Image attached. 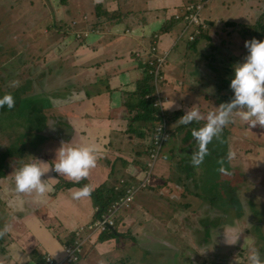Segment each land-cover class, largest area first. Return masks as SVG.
<instances>
[{"label": "crops", "instance_id": "1", "mask_svg": "<svg viewBox=\"0 0 264 264\" xmlns=\"http://www.w3.org/2000/svg\"><path fill=\"white\" fill-rule=\"evenodd\" d=\"M208 1L203 0L201 14L210 28L190 40L187 33L195 26L176 18L187 0H0V40L29 38L18 45V68H10L13 81H24L10 91L15 104L21 107L40 90L38 96L48 94L47 99L36 103L44 111L55 110L54 117L46 114L40 121L45 130L1 132L6 143L0 152V228L10 227L0 235V264H49L48 257L57 264H247L243 236L264 257V127L249 128L233 117L208 144L202 163H190L197 148L191 129L231 98V65L246 54L244 41L264 38V0H255L244 13L214 0L204 14ZM45 4L55 11L47 12ZM99 6L116 17L99 16ZM225 43L226 52L214 47ZM152 46L167 52L158 90L173 101L167 105L173 114L170 140L152 183L135 192L123 214L118 212L108 229L113 236L102 238L105 231L86 228L101 212L100 203L92 193L80 199L71 193L84 184L92 191L126 190L143 176L157 122L140 109L141 85L146 81L157 92L148 72ZM27 80L31 86L25 96L21 90ZM0 83L1 92H9L1 74ZM190 107L199 109L201 121L176 123ZM22 135L33 139L21 141ZM61 141L100 146L89 175L77 183L49 171L44 178L54 177L48 180L53 189L44 196L15 192L14 170L32 157L52 164ZM22 142L31 149L21 148ZM6 149L11 152L3 158ZM229 149L236 153L231 161ZM8 157L14 160L9 172ZM230 225L244 229L234 245L224 242L223 230ZM76 242L78 258L64 260L65 247Z\"/></svg>", "mask_w": 264, "mask_h": 264}, {"label": "clouds", "instance_id": "2", "mask_svg": "<svg viewBox=\"0 0 264 264\" xmlns=\"http://www.w3.org/2000/svg\"><path fill=\"white\" fill-rule=\"evenodd\" d=\"M246 54L243 59L231 65L232 74L229 88L232 91L231 98L216 106L215 111L207 113L205 122L199 127L191 129L197 148L191 153L190 163L198 166L208 154V144L217 137L224 126L231 122L233 117H238L250 128L256 125L264 127V38L257 40L255 37L244 41ZM18 82L12 81L15 86ZM173 101L168 105L171 106ZM15 100L11 92L0 94V108L12 109ZM166 107V108H168ZM202 114L196 107H190L176 123L187 125L193 121L199 122ZM100 146L96 143H71L61 141L55 149V157L52 164L32 157V160L23 162L13 172L14 191L17 193H36L37 196H44L53 189L48 183L50 178L45 177L49 171L79 182L89 175L91 169L96 166L100 156ZM236 156L234 150L229 149L226 159L231 161ZM224 169L221 168V171ZM92 188L84 184L71 193L73 199L86 198L90 195ZM5 224L0 228V235L9 230ZM223 230V229H222ZM244 229L230 225L228 230H223L224 242L234 245L241 238ZM247 247V264H264L260 250L248 237L243 236L241 247Z\"/></svg>", "mask_w": 264, "mask_h": 264}, {"label": "built area", "instance_id": "3", "mask_svg": "<svg viewBox=\"0 0 264 264\" xmlns=\"http://www.w3.org/2000/svg\"><path fill=\"white\" fill-rule=\"evenodd\" d=\"M203 4L201 2H196L194 0H189V3L185 7V12L183 14H176V18L184 19L188 26H195L192 32L187 33V37L190 40L196 39L200 31L205 29L208 25V22L205 18L202 17L201 10ZM184 30L183 34L186 33ZM182 34V36H183ZM178 36V38H182ZM149 63H148V72L151 75V79L156 86V97L157 100L154 103V106L159 108V112L156 113L157 117L161 119L158 120L155 124V129L153 130L151 144L149 148V157L146 162V166L144 169L143 176L138 181L137 185L129 186L123 195H121L118 199H116L110 206L106 209L102 210L99 215L95 218V220L87 225V229L92 231H106L110 229L115 221L117 214L120 210L130 207L131 201L133 200V196L135 192L140 188H146L152 183L153 176L155 173V166L160 156V153L163 149L165 141L171 136V129L168 125V116L167 113V103L168 98L166 95H161V91L158 90L159 82L164 76L162 74V69L167 60V52L166 53H158L157 47L152 46L149 51ZM149 97V94L146 95ZM121 183H124L121 180ZM81 228V227H80ZM82 229V228H81ZM80 230L77 231V233ZM77 243V245H76ZM74 245L70 244L65 247V257L64 260L68 262L75 261L78 258V253L81 251L79 249L78 242ZM49 264H57L54 259L48 257ZM58 264H60L58 262Z\"/></svg>", "mask_w": 264, "mask_h": 264}, {"label": "rangeland", "instance_id": "4", "mask_svg": "<svg viewBox=\"0 0 264 264\" xmlns=\"http://www.w3.org/2000/svg\"><path fill=\"white\" fill-rule=\"evenodd\" d=\"M213 1L214 0H210V1L207 2L206 7L204 8V14H206L208 11H210V6L212 5ZM216 1H218V0H216ZM224 1H226V3H225V8L226 9H228L229 11H233V10L234 11H238V13H244V10H248V9L250 10L251 9L250 4H254V6L256 5L255 0H234V1L233 0H224ZM219 3H220L219 6L223 5V0H220ZM45 5H46V9L48 10L47 12H50V13L53 12L52 9L55 11L56 7L52 6V8H51L50 5H48V4H45ZM48 19H49V17H48ZM46 22H48V21H46ZM76 23H77V21H73V24H76ZM44 24L45 23H43L42 25H44ZM56 26L58 27L59 24H56ZM59 29H60V27H59ZM41 31L42 30H40V32ZM1 32H2V34H4L3 36H5V33H3L4 31H1ZM32 32L35 33V31H33V30H32ZM183 32H184V29L178 33V36L181 37ZM245 32H247V34L248 33L249 34H253V33H250L249 30H247ZM6 33H7V31H6ZM20 34H22V32H20ZM28 39L29 38H28L27 35L24 36V37L21 35L18 38L14 39L12 42L10 40H8V37H6V39L4 41L0 40V50H2V52H0V74H1V79H4V81H5L4 90H8L10 92V91L15 90L17 88V84L15 86L11 85V82L14 80V78L16 76H14V75L12 76L10 68L13 69V70H15L14 67L18 68L19 61H20V59L18 57H21V55L19 54L20 51L18 49V45H24L28 41ZM8 42H11L12 46L6 47L5 44L3 46V43H8ZM3 47L6 50H4ZM214 47L220 49L222 52H226L228 46L225 43L224 45L223 44H221V45L216 44V45H214ZM9 49H12L13 51H16V55L14 57L12 55L13 52H10ZM1 53H2V55H1ZM172 57H173V54L169 57V63L171 62ZM174 58H176V57H174ZM12 64H13V66H11ZM4 69L5 70L7 69V71H5ZM10 75H11V78H10ZM18 81L21 82V84L24 83L23 79L19 80V78H18L17 82ZM29 86H31V83H28V80H27L25 89L21 90L22 94H24L25 96H26V94L28 92L27 90L29 89ZM57 86H58V84H57ZM39 91L32 92L29 97H26L27 99L22 100L21 107H17L16 106V109H8L5 112H2V110L0 109V152L5 149V143H6V142H4L6 140V139H4L6 132L3 135H1L2 134L1 132L9 130V131H12L14 134L15 133H22V134H26L27 133L28 134L29 132L31 133V130H37V131L45 130L43 127H41L40 121L41 120L44 121L43 119L47 118L46 114L54 117L53 113H51V111L55 112V110L48 109L47 111H44L43 108L38 103H36L38 100H45V97L48 95L47 94L45 97L38 96V95H40V94H38ZM0 94H2V92H1V83H0ZM166 97L168 98V100L166 101V103L168 105V104H170L172 102V97L170 95H168V94L166 95ZM21 98L22 97L20 96L19 99H21ZM46 99H47V97H46ZM24 106H29L30 107V111H28V108H26V109L23 108ZM167 116H168V118L172 119L173 118L172 112L170 113V111H169L167 113ZM47 121H48V119H47ZM151 122L152 121H150V124H151ZM152 124H153V122H152ZM41 132H43V131H41ZM31 136L30 135H28V136H23L22 135V137H19V139L21 141H26L28 143V141H30V139H33V138H31ZM169 140H170V138L165 141V143H164L165 147L168 144ZM26 142H22L21 143V148L27 149L29 147V150H30L32 145H30V146L28 145L27 146ZM19 146H18V148H19ZM36 148H38V145H36ZM184 154L187 155L188 153H184ZM176 159H179V157H176ZM179 160H176V163L178 165H179V162H180ZM13 161L14 160L11 157H8L7 160H6V166L8 164L10 165L9 168L7 169L8 172L11 171V169H12ZM174 161H175V159L173 160V162ZM176 177L177 176H175V178ZM190 189H193V187L190 188ZM188 191H189V188H188ZM124 211L125 210H120L119 215L123 214ZM120 219H121V216L119 217V220Z\"/></svg>", "mask_w": 264, "mask_h": 264}, {"label": "trees", "instance_id": "5", "mask_svg": "<svg viewBox=\"0 0 264 264\" xmlns=\"http://www.w3.org/2000/svg\"><path fill=\"white\" fill-rule=\"evenodd\" d=\"M196 2H201L204 6L203 0H194ZM189 3V0H187L186 5ZM100 9H98V13L99 16L103 17L106 16L110 19H113L114 17H116V14H111L109 13L107 10L103 9L101 6H99ZM203 9V7H202ZM202 13V10H201ZM208 28H210V24L208 23L207 27L203 30L200 31V35H202V33L207 30ZM150 80V79H149ZM148 80V81H149ZM141 94H140V109L145 113L144 115L147 117V119L149 118V120H156L158 122V120H160V117L156 116V113L159 112V108L154 106L155 101L157 100L156 97V93H154V91L151 90L150 85L148 84V82L146 83V81L141 85ZM149 94V97H146V95ZM16 106V104H14V107ZM14 107L12 109H14ZM2 111H6L8 110L6 107L0 108ZM168 111V110H166ZM154 118V119H153ZM168 125L169 128L171 129V122L168 121ZM155 127V126H154ZM155 129V128H154ZM153 129V130H154ZM172 131V129H171ZM11 152V149L7 150L5 152L2 153L3 158H5L9 153ZM2 158V159H3ZM4 160V159H3ZM3 163H0V166H2ZM92 195H94V197L97 199V201L100 203V210H104L106 209L108 206H110L116 199H118L121 195H123L125 193V186L122 187L120 190L115 191L114 189H96L94 191H91ZM113 232L112 230H106L105 232L102 233V238H104L105 236H113Z\"/></svg>", "mask_w": 264, "mask_h": 264}]
</instances>
